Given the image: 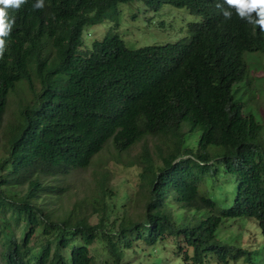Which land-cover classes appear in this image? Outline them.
<instances>
[{"label": "trees", "instance_id": "16d2710c", "mask_svg": "<svg viewBox=\"0 0 264 264\" xmlns=\"http://www.w3.org/2000/svg\"><path fill=\"white\" fill-rule=\"evenodd\" d=\"M131 1L152 10L185 7L199 21L188 22L187 35L164 44L130 47L108 32L85 41L87 25L116 21L118 4ZM36 2L8 10L15 25L0 58L3 264H93L89 246L95 239L108 251L110 264H124V249L133 241L154 245L165 235L192 251L178 245L179 264H206L211 253L228 264L230 248L216 232L229 217L255 218L264 239V122L235 98L238 83L252 85L247 54L264 55L257 11L242 18L224 0H44L39 9ZM11 95L17 96L18 115L2 129ZM195 129L191 148L185 142ZM148 137L157 140L153 151ZM140 141L138 163L148 188L139 220L107 227L103 197L90 201L101 214L96 223L72 210L53 217L46 197L64 189L48 178L86 168L108 143L120 154ZM216 161L236 179L229 205L228 197L203 183ZM100 191L104 195L105 187ZM170 201L208 215L184 213L176 223ZM245 260L254 264L249 255Z\"/></svg>", "mask_w": 264, "mask_h": 264}, {"label": "rangeland", "instance_id": "374dc122", "mask_svg": "<svg viewBox=\"0 0 264 264\" xmlns=\"http://www.w3.org/2000/svg\"><path fill=\"white\" fill-rule=\"evenodd\" d=\"M118 8L120 12L116 21L106 19L84 28L83 36L86 42L102 39L107 32L117 33L130 47L175 42L188 34V22L199 21V16L190 13L185 7L169 4L163 5L159 10H152L142 2L131 1L119 3ZM247 56L252 85L248 86L245 81L238 83L239 90L235 98L248 105L255 116L261 117L264 122V55L261 52H254ZM236 86L237 84L234 85L235 88ZM16 97L13 95L9 97L2 129H5L18 115ZM183 127L185 129V123ZM198 133L197 129L187 133L189 138L185 144L188 147L195 148ZM262 137L264 139V130ZM145 142L153 151L157 140L148 137ZM143 143L144 141H140L120 154H117L108 143L93 157L86 168H74L67 173L48 178L51 184L64 189L58 195L46 197V207L53 213V217L61 219L72 210L76 211V214L80 212L88 216L90 223H96L101 214L93 212L95 210H92L90 201L103 197L107 206L105 214L102 215L107 227L114 229L123 220H139L144 212L143 192L145 186L148 188L147 183L141 178L142 167L138 163ZM154 158L156 162H161L159 158L155 156ZM203 181L208 191L211 192L215 188L217 194L228 197L227 201L231 200L236 179L232 174L223 171L221 161L210 164L209 170L204 173ZM100 187H105L104 195ZM75 203L81 204L82 208L73 206ZM230 203L231 201L228 205ZM169 204L176 223L184 213L198 218L208 215L206 210L186 212L173 201ZM216 234L217 238L230 248L227 255L228 264H250L245 260L248 255L254 264H264V239L255 218H223ZM178 245L182 250L187 248L188 253H192L184 242L175 243L170 235H165L154 245H148L142 239L135 240L130 248L124 249L123 262L124 264H179L183 253ZM89 250L93 256V264H110V255L99 239L94 240ZM209 257L213 258L209 259ZM209 257L206 264H227L219 262L216 253H211ZM158 259L160 261H157ZM0 264H3L1 260Z\"/></svg>", "mask_w": 264, "mask_h": 264}, {"label": "clouds", "instance_id": "9594fccd", "mask_svg": "<svg viewBox=\"0 0 264 264\" xmlns=\"http://www.w3.org/2000/svg\"><path fill=\"white\" fill-rule=\"evenodd\" d=\"M26 0H0V58H3L5 51V37L9 35L13 26L15 25V16L9 18V9L18 10ZM225 5L235 6L238 14L244 18L246 13H251L256 10L259 16L257 23L260 25L261 30L264 31V0H241L240 3H234L233 0H224ZM220 8V5H216ZM44 0H37L34 8H43ZM226 19L231 18V12L227 11L223 14ZM250 19V16L248 17Z\"/></svg>", "mask_w": 264, "mask_h": 264}, {"label": "snow or ice", "instance_id": "6c2138e0", "mask_svg": "<svg viewBox=\"0 0 264 264\" xmlns=\"http://www.w3.org/2000/svg\"><path fill=\"white\" fill-rule=\"evenodd\" d=\"M234 3H240L241 0H233ZM256 2V0H254V3Z\"/></svg>", "mask_w": 264, "mask_h": 264}]
</instances>
